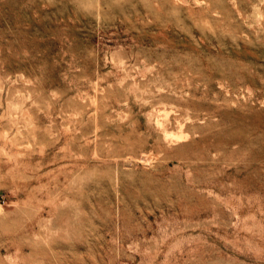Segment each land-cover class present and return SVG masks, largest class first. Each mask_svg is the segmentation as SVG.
Here are the masks:
<instances>
[{
    "label": "rangeland",
    "instance_id": "1",
    "mask_svg": "<svg viewBox=\"0 0 264 264\" xmlns=\"http://www.w3.org/2000/svg\"><path fill=\"white\" fill-rule=\"evenodd\" d=\"M0 264H264V0H0Z\"/></svg>",
    "mask_w": 264,
    "mask_h": 264
}]
</instances>
